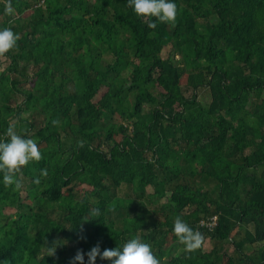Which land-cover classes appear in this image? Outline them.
Here are the masks:
<instances>
[{
  "label": "trees",
  "instance_id": "1",
  "mask_svg": "<svg viewBox=\"0 0 264 264\" xmlns=\"http://www.w3.org/2000/svg\"><path fill=\"white\" fill-rule=\"evenodd\" d=\"M7 3L0 139L15 124L42 156L0 181V264H86L133 235L160 264H264V0H176L155 27L128 0Z\"/></svg>",
  "mask_w": 264,
  "mask_h": 264
},
{
  "label": "clouds",
  "instance_id": "2",
  "mask_svg": "<svg viewBox=\"0 0 264 264\" xmlns=\"http://www.w3.org/2000/svg\"><path fill=\"white\" fill-rule=\"evenodd\" d=\"M128 3L137 15L156 18L149 19L150 27H155L157 21H173L177 15L176 0H128ZM5 10L10 14L13 12L12 0H8ZM18 38V34L12 27H0V54L14 47ZM15 127V124L10 123L6 129L5 138L0 139V181L7 186L19 189L22 180L17 173L21 170V166L27 164L31 159L39 160L42 153L35 139L18 133ZM34 182L39 183V177H35ZM100 212V208H93L89 216L99 217ZM173 230L188 249L198 247L203 240L199 230L194 229L180 216L175 218ZM54 251L55 247L49 254ZM98 256L101 260H110V264H160L152 246L138 235H133L122 245L115 247L102 249L99 242L94 244L87 251L86 264H96ZM76 261H85L83 250H78L72 257V264H75Z\"/></svg>",
  "mask_w": 264,
  "mask_h": 264
},
{
  "label": "rangeland",
  "instance_id": "3",
  "mask_svg": "<svg viewBox=\"0 0 264 264\" xmlns=\"http://www.w3.org/2000/svg\"><path fill=\"white\" fill-rule=\"evenodd\" d=\"M168 50H170V47H168L165 51H164V55H167L168 54ZM109 59H112V56H109L108 57ZM2 63L0 65V68L3 69L5 68L7 65H8V61L6 60V58H3L1 59ZM184 89H185V93L187 95H191V91L190 90H187L186 87L184 86ZM199 99L202 101L203 104H208L211 100V96H210V92L207 88H200L199 90ZM213 243L212 241L207 238L205 240V243L203 245V247H205L206 249H211ZM229 251H233V246L232 245H229L228 247ZM177 251H181V249H177Z\"/></svg>",
  "mask_w": 264,
  "mask_h": 264
},
{
  "label": "built area",
  "instance_id": "4",
  "mask_svg": "<svg viewBox=\"0 0 264 264\" xmlns=\"http://www.w3.org/2000/svg\"><path fill=\"white\" fill-rule=\"evenodd\" d=\"M218 215H212L210 218H203L200 221V224L208 227L209 229H213L217 225Z\"/></svg>",
  "mask_w": 264,
  "mask_h": 264
}]
</instances>
